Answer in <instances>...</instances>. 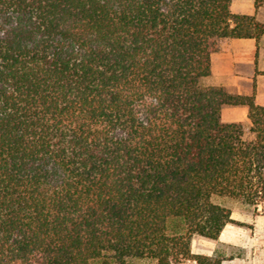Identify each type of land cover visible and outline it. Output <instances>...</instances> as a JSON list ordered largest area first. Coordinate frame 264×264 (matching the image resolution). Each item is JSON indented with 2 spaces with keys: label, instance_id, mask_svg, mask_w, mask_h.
Instances as JSON below:
<instances>
[{
  "label": "trees",
  "instance_id": "obj_1",
  "mask_svg": "<svg viewBox=\"0 0 264 264\" xmlns=\"http://www.w3.org/2000/svg\"><path fill=\"white\" fill-rule=\"evenodd\" d=\"M263 36L233 0H0V264H222L193 241L264 201V104L203 79Z\"/></svg>",
  "mask_w": 264,
  "mask_h": 264
},
{
  "label": "crops",
  "instance_id": "obj_2",
  "mask_svg": "<svg viewBox=\"0 0 264 264\" xmlns=\"http://www.w3.org/2000/svg\"><path fill=\"white\" fill-rule=\"evenodd\" d=\"M245 13L256 14L260 11L255 4ZM210 85H223L230 92L253 94L264 104V36L255 38H231L221 49L212 55ZM225 105L222 110L226 121L250 122L249 109L245 105ZM232 209V217L243 224L228 223L217 240L195 238L193 251L213 255L217 252L223 257L222 264H264V201L257 206H248L237 201ZM202 244V250L197 249Z\"/></svg>",
  "mask_w": 264,
  "mask_h": 264
},
{
  "label": "rangeland",
  "instance_id": "obj_3",
  "mask_svg": "<svg viewBox=\"0 0 264 264\" xmlns=\"http://www.w3.org/2000/svg\"><path fill=\"white\" fill-rule=\"evenodd\" d=\"M253 7H254V0H233V10L235 12L245 13L248 9H252ZM259 11H260V18L259 19L264 21V3L259 8ZM230 39L231 38L224 39L222 41V44H226L228 41H230ZM213 81H214V76L206 77L203 79V83L205 85H210ZM226 108H228V105H225V115L228 113ZM244 122H246V124L249 128L251 125V122H247V121H244ZM215 201L224 203L227 206H234V207L239 206L237 201L229 199V198L215 197ZM196 238H201V237H196ZM197 249H199V251H201L202 250V244L199 243ZM191 263H193V262L186 260L182 264H191ZM139 264H155V262L152 259H142L139 261Z\"/></svg>",
  "mask_w": 264,
  "mask_h": 264
}]
</instances>
